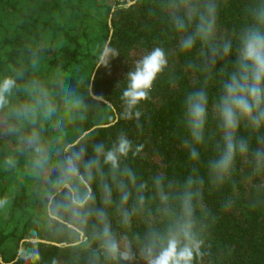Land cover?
<instances>
[{"label":"trees","instance_id":"16d2710c","mask_svg":"<svg viewBox=\"0 0 264 264\" xmlns=\"http://www.w3.org/2000/svg\"><path fill=\"white\" fill-rule=\"evenodd\" d=\"M253 27L264 30V0H0V82L15 81L0 107V264H149L170 237L193 248L191 264H264V124L241 120L230 167L216 166L219 100ZM105 45L118 54L107 66ZM156 47L168 65L129 111L127 74ZM201 90L197 141L185 101ZM121 133L132 150L113 168L97 147L111 150ZM74 154L86 178L96 161L89 189L76 178L64 188ZM105 226L128 259L107 254Z\"/></svg>","mask_w":264,"mask_h":264},{"label":"clouds","instance_id":"9594fccd","mask_svg":"<svg viewBox=\"0 0 264 264\" xmlns=\"http://www.w3.org/2000/svg\"><path fill=\"white\" fill-rule=\"evenodd\" d=\"M207 31H211V25L208 26ZM183 43L185 48H190L193 41L189 38ZM231 48L230 42L225 43L222 47L223 54L228 55ZM213 54H216L215 49ZM117 55L112 48L105 45L99 57V64L107 66L111 60L110 56ZM167 65L168 61L164 50L159 47L154 48L137 61L135 69L127 74L128 84L121 96L129 111L148 99L153 84L158 76L165 71ZM14 85L15 81L11 78H6L0 82V107L6 103L5 94L9 93ZM207 106L208 97L203 90L191 93L185 101L186 116L193 136L197 141L203 139L202 132L207 117ZM50 111L51 109H49ZM218 112L224 130L226 150L216 166L227 171L233 160L236 148L234 136L241 120H248L255 127L264 124V30L259 27L247 30L241 39L235 61V71L223 85V94L219 100ZM139 115L140 113L136 112V116L139 117ZM246 147L243 142L240 143L241 151L246 150ZM131 150L132 142L124 133L118 136L117 142L111 150L104 152L101 146L97 147V151L103 153L104 162L111 164L113 168L118 166L119 157H126ZM191 155L196 156L197 153L193 151ZM78 161L79 156L77 154L65 161L64 180L66 186H68L67 182L73 178L78 179L80 183L86 186L88 180L91 179V169L96 161H89L86 165L87 178L81 175ZM45 162L44 158L38 161L40 164ZM91 198L90 191L83 196L74 195L71 201L72 208H84ZM124 199H127L126 195ZM6 203L7 200L0 199V207H3ZM104 236V247L111 258H129L128 253L120 252L119 246L107 226L104 229ZM195 247L198 249L199 244L197 243ZM192 257V247L181 246V242L177 238L170 237L167 239L166 244L161 246L159 254L150 259L149 264H191Z\"/></svg>","mask_w":264,"mask_h":264},{"label":"water","instance_id":"95a60500","mask_svg":"<svg viewBox=\"0 0 264 264\" xmlns=\"http://www.w3.org/2000/svg\"><path fill=\"white\" fill-rule=\"evenodd\" d=\"M90 95H91V97L94 98V99H97V100L103 101L101 98L95 97V96L92 94L91 91H90ZM105 103H106L107 105H109L107 102H105ZM99 127H100V126H99ZM101 127H104V126H101ZM95 128H97V127H94L93 129H95ZM88 133H89V132H85V133H84L79 139H77L72 145L68 146L67 149L70 148V147H72V146H75V145L78 143V141H79L83 136H85V135L88 134ZM67 149H66V150H67ZM84 185H85V184H84ZM85 187H86L87 189H89L88 186L85 185ZM64 188L71 190L70 187H69V186H66V185L64 186ZM80 235L83 236L82 233H80ZM26 241H29V242H43V243H47V242L39 241V240H23V241H21V243L26 242ZM47 244H48V243H47ZM52 244H53V243H52ZM54 245H57V244H54ZM57 246H59V245H57ZM0 262H2V261H1V258H0Z\"/></svg>","mask_w":264,"mask_h":264},{"label":"rangeland","instance_id":"374dc122","mask_svg":"<svg viewBox=\"0 0 264 264\" xmlns=\"http://www.w3.org/2000/svg\"><path fill=\"white\" fill-rule=\"evenodd\" d=\"M4 147H6L8 145V142L4 141V139L2 140V143H1ZM1 145V146H2ZM13 196V195H12Z\"/></svg>","mask_w":264,"mask_h":264}]
</instances>
